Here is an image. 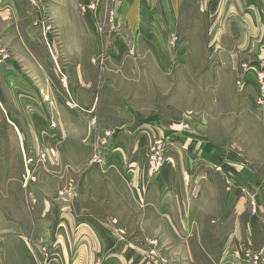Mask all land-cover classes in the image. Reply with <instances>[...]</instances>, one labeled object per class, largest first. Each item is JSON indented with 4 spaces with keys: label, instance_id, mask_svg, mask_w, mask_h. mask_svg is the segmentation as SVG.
<instances>
[{
    "label": "crops",
    "instance_id": "crops-1",
    "mask_svg": "<svg viewBox=\"0 0 264 264\" xmlns=\"http://www.w3.org/2000/svg\"><path fill=\"white\" fill-rule=\"evenodd\" d=\"M202 1L122 0L117 7L122 14L123 33L137 47L134 59L124 53L122 46L116 51L107 44L117 34L101 31L105 13L114 4L111 0H41V10L27 4L24 16L31 18L32 27L43 31L52 45V30L42 28L46 20L51 22L49 27L54 28L55 41L60 44L53 55L66 59L63 71L68 83L58 87L48 77L45 82L54 101L50 104L31 99L27 105L22 103L30 107L26 131L21 127L25 119L14 113L11 119L8 116L9 124L5 119L3 130L0 125L1 168L19 170L11 179L6 174L0 179L4 186L9 180H21L22 152L38 151L36 142L55 149L56 158L50 155L45 168L59 164L63 169L67 165L68 178L75 174L76 199L65 203L56 196L52 198V211L56 205L58 218L65 224L61 232L65 264L111 261L116 255L113 252L121 248L118 235L123 233L158 234L163 244H168L167 228L177 238L173 248L183 250L188 244L192 251L189 264H194L192 259L198 256L194 251L206 259V264H248L247 250L260 254V264H264V176L258 172V161H250L245 152L211 142L215 133L211 134L208 123L199 122L194 128L191 123L188 129L183 124H169L156 112L158 108L152 111L150 104L151 75L165 78L192 57L195 40L186 36L184 27L188 23L187 11L198 9ZM205 1L211 6L216 4L215 15L225 17L224 31L211 39L214 43L244 40L241 35L246 36L247 30L252 33L264 22V0ZM23 2L26 0H0V16L4 17L0 18L1 41H6L5 25L10 12L23 17ZM21 22L16 23L13 32L21 51L33 58L47 57L44 50L39 51L40 39H33L34 28L28 32ZM176 33L180 42L171 53L168 38ZM213 34H208L205 41ZM24 42L34 44L27 48ZM216 50L213 46L210 57ZM216 54V60L232 57L230 51ZM103 57L106 59L101 64ZM130 61L133 66L127 65ZM42 72L54 74L50 70ZM215 72L218 69L211 71ZM39 85H33L37 93ZM130 90L137 91V95ZM65 92L71 93L70 98ZM67 102L75 107H69ZM92 117L98 119L96 128L90 123ZM1 120L0 117V123ZM107 130L111 131L109 136L105 134ZM160 137L170 138L172 143L166 149L163 169L151 178L147 174L149 145ZM96 151L101 153L100 162L92 161ZM10 158L15 166H10ZM68 165L76 171L69 172ZM29 193L25 194L28 205L34 194L31 190ZM245 196L251 205L247 219L243 215ZM134 219H138L136 223ZM40 232L43 234L44 229L40 228Z\"/></svg>",
    "mask_w": 264,
    "mask_h": 264
},
{
    "label": "rangeland",
    "instance_id": "rangeland-1",
    "mask_svg": "<svg viewBox=\"0 0 264 264\" xmlns=\"http://www.w3.org/2000/svg\"><path fill=\"white\" fill-rule=\"evenodd\" d=\"M121 1L111 0L114 4L112 7H108L100 28L101 31L109 30L112 34H117L115 40L107 43L111 48L120 51L119 47L122 46L124 53H128L134 59L137 55V47L123 33L122 14L117 7ZM27 4L36 7L29 0L23 2L21 4L23 17L13 11L10 12V16H7L9 19L5 25V42L1 41L3 35L0 34V117L2 118L0 125H2V130L5 119L7 122V119H11V115L14 113L25 119V123L21 127L26 131V125H28L26 117L30 113V107L26 106L28 100H45L50 104L54 101L55 97L47 89V82H45L48 77L58 87L64 85L63 68L66 59L53 55L54 49H60L59 42L55 41L54 28L50 29L49 19L45 21L44 26L42 25V28L47 27L53 32L51 45L43 36V31L40 33V29L32 27L31 18L24 16ZM39 5L42 7L40 3ZM2 7L0 9H3ZM217 9L216 4L211 6V2L204 0L198 9L187 11L188 23L184 30L186 36H193L195 40L193 48H190L193 53L192 57L185 66L183 65L175 72L167 73L165 78L159 74L151 75L153 82L151 84L153 86L151 108H158L156 112L164 117L166 123L183 124L186 129L191 127V123L193 124L192 128L199 122L208 123L211 134L215 133V137L210 138L211 142L219 143L220 146L229 150L236 149L240 153L245 152V156L250 158V161L252 158L258 161V172L264 176V22L252 33L247 30L246 36L241 35L240 39L245 38L244 40L214 43L211 39L213 40L216 35H220L224 31L222 22L225 17L221 18L215 15ZM0 18L4 17L0 16ZM22 18L23 20H20ZM189 18L191 22H189ZM20 22L25 24V27L27 26L28 32L34 28L32 30L33 39H40L38 42L39 51L44 50L47 57L33 58L21 51V43L15 41L13 34L16 23ZM0 33H2V26H0ZM211 33L214 34L210 40L205 41L207 35ZM179 42L180 37L177 33L170 35L168 46L171 53L177 50ZM31 43L34 44V42ZM31 43L24 42L28 46L27 48ZM213 46L217 47V50L215 55L210 57ZM227 50L232 52V57L225 56V58L216 60L218 56L216 53H228ZM236 54L239 55L238 59ZM105 59V57L101 59V64H104ZM92 61L96 62V59H92ZM127 65L133 66L134 62L130 61ZM234 67H236L235 70ZM217 69L218 72L211 73L212 70L216 71ZM42 70H50L54 74L47 75ZM66 82L68 83L67 79ZM35 83L41 84L39 85V94L33 88ZM117 86L125 95V90L122 89L123 85ZM130 86L132 87L131 84ZM65 88L67 89V87ZM130 91L137 95V91ZM65 93L66 97L70 98L71 93ZM113 97L115 98V95L109 96V98ZM140 101L138 102L142 103V99ZM68 106L75 107L73 104ZM154 110L152 111L155 112ZM94 120L96 121L95 127L92 125ZM97 121L98 119L95 117H92L90 121L94 128L97 126ZM7 124L9 123L7 122ZM8 129L11 130L6 126V130ZM43 132L46 133L44 130ZM108 132L111 131L107 130L105 134L109 136ZM11 133L12 131L9 132V137ZM165 140L168 148L172 143L171 139L165 138ZM35 146L39 148L38 151L29 148L32 151L22 152L24 164L20 173L21 182L9 180L8 185L4 186L0 179V264H65L62 261L64 240L61 233L65 224L61 217L58 218L56 205L52 211V198L56 196L57 199L65 203L74 201L77 197L78 181L75 174H71L68 178L65 172L67 165L63 169L62 166L59 169V164L56 168H45L44 165L50 155L56 158V152L52 145H40L39 142H36ZM182 146L185 147V143ZM40 150H45L48 153L46 161L42 165L36 166L27 176L28 167L25 164V157L36 159ZM53 160L56 164V160ZM9 161L10 166H15L13 158H10ZM3 164L0 162V178L6 174L7 179H11L19 173L17 169L8 168L5 170L1 168L4 166ZM68 166L69 172L76 171L71 165ZM184 177L188 180L186 176ZM69 188L72 189L73 195L67 197L66 189ZM29 190L34 193L30 205L27 204L28 201H25V194L30 195ZM244 203L243 215L247 219L251 212L247 196L244 197ZM62 205L64 204L61 203ZM137 220L134 219V222L136 223ZM40 228L44 229V236L41 234ZM7 231L12 232L8 233ZM167 232L166 242L168 244H163L161 235L158 236V234H119V247L121 248L113 252L116 255H112L111 261L106 260V263L102 261L99 264H189L192 251L188 244L186 243L187 248L183 250L173 248L171 245H173V241L177 242V238L168 228ZM129 249L133 250V253L130 254V251L128 253ZM194 255H198L192 259L194 264H206V259L202 256L199 257L198 252L194 251ZM75 264L83 263L76 262ZM93 264H97V260Z\"/></svg>",
    "mask_w": 264,
    "mask_h": 264
},
{
    "label": "built area",
    "instance_id": "built-area-1",
    "mask_svg": "<svg viewBox=\"0 0 264 264\" xmlns=\"http://www.w3.org/2000/svg\"><path fill=\"white\" fill-rule=\"evenodd\" d=\"M31 3H33L38 10H41V7L39 3L41 4V0H29ZM38 23V21H35V24ZM64 75V74H63ZM66 76H63V82L64 85L67 84L66 82ZM71 102H68V105H71ZM92 125L95 127L96 121L94 120ZM111 132H108L110 134ZM166 140L165 138H156L149 147V157H148V164H147V174L149 177H154L158 175L161 170L163 169L165 162H166ZM38 156L36 159L32 157H25V164L28 167L27 168V176L30 175L31 171L35 169L36 166L42 165L46 161V157L48 153L45 150H40L38 152ZM100 151H96L93 155L92 161L93 162H100ZM66 196L70 197L73 195L72 189H66ZM63 192V191H62ZM61 192V193H62ZM245 256L248 259V264H260L261 261V255L252 252L251 250H247L245 252Z\"/></svg>",
    "mask_w": 264,
    "mask_h": 264
}]
</instances>
